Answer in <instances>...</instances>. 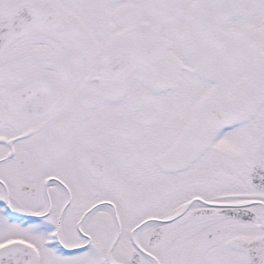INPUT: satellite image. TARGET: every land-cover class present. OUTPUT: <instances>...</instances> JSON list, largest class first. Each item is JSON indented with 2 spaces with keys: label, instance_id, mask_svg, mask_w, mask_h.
I'll return each instance as SVG.
<instances>
[{
  "label": "snow or ice",
  "instance_id": "obj_1",
  "mask_svg": "<svg viewBox=\"0 0 264 264\" xmlns=\"http://www.w3.org/2000/svg\"><path fill=\"white\" fill-rule=\"evenodd\" d=\"M0 264H264V0H0Z\"/></svg>",
  "mask_w": 264,
  "mask_h": 264
}]
</instances>
